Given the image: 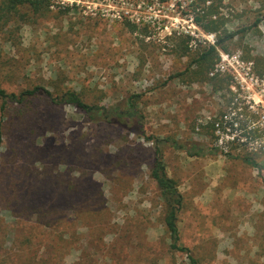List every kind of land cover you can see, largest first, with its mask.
Returning a JSON list of instances; mask_svg holds the SVG:
<instances>
[{"label":"rangeland","instance_id":"374dc122","mask_svg":"<svg viewBox=\"0 0 264 264\" xmlns=\"http://www.w3.org/2000/svg\"><path fill=\"white\" fill-rule=\"evenodd\" d=\"M50 1L51 12L12 38L0 31V85L10 92L33 85L74 89L107 106L143 95L148 135L219 153L192 158L165 148L168 174L185 201L182 242L203 264H264V23L223 43L186 15L190 0ZM219 1L229 31L264 17V0ZM214 45L218 58L212 56L210 70L192 68L197 51ZM41 112L53 130L37 125L32 136L5 133L0 264H19L20 246L10 243L38 235L42 226L31 209L55 198L56 182L71 192L77 187L80 204L90 196L85 192L98 191L113 223L109 236L80 224L82 251L66 264H187L185 255L167 253L162 203L149 177L153 146L126 130L95 126L73 108ZM221 152L250 154L261 168ZM38 243L23 255L40 249L46 258Z\"/></svg>","mask_w":264,"mask_h":264},{"label":"trees","instance_id":"16d2710c","mask_svg":"<svg viewBox=\"0 0 264 264\" xmlns=\"http://www.w3.org/2000/svg\"><path fill=\"white\" fill-rule=\"evenodd\" d=\"M161 4L170 3L173 0H157ZM155 1H153L154 3ZM186 15H193L194 23L208 35H219L221 42H228L237 37L258 29L264 23V17L258 18L248 27L235 31L224 29L225 16L222 13L224 5L219 0H190ZM151 3V4H153ZM122 5V3H115ZM180 8L181 2L177 3ZM50 0H0V31L8 30L11 33L10 38L16 35L22 25L35 22L39 17L51 12ZM69 11V9L67 10ZM132 32L138 30L137 25H131ZM147 29V28H144ZM210 46L208 50L197 51V59L192 63V68L197 71L210 70V59L218 58L217 47ZM190 48L187 45L181 50L186 55ZM3 65V63L1 62ZM0 64V66H1ZM1 69V67H0ZM195 70V71H196ZM174 76L165 83L173 81ZM84 94L74 89H62L54 87L49 89L44 85H33L29 88L18 89L10 92L0 85V156L5 140V133L11 135H29L36 133V126L41 125L46 131L53 126L52 121L41 120V109L45 108L50 113L62 111L66 108H73L95 126L117 127L138 135L146 143L153 146L152 157L153 165L149 172L150 179L155 183L156 191L162 203L161 226L165 232V245L167 253L183 254L187 258V264H203V260L195 253L193 249L188 248L182 241L180 230V216L184 209V196L180 191L178 182L169 176L166 163L165 148L184 151L189 157L205 158L214 157L219 153L216 149H207L197 144L183 143L173 137L162 138L160 136L148 135L145 127V114L140 110L139 103L143 95H132L115 105H103L88 101ZM216 123L212 124V127ZM259 138V137H258ZM223 156L243 162L244 164L260 169V164L250 155H233L221 152ZM57 193L51 202L38 204L34 209H30L37 214L38 222L41 224V231L37 236L29 237L13 243L20 246L21 252L18 254L19 264H66V259L82 251V237L80 224L82 227L91 230L92 225L99 228L98 234L109 236L113 229V223L106 208V201L100 197L98 191L93 189L91 192H85L90 195L85 202L81 204L75 199L78 188L62 187L60 182H56ZM71 195L73 198L67 197ZM75 199V200H73ZM73 211V215L67 213ZM90 234V245L94 246ZM116 236H121L119 235ZM115 236V237H116ZM35 240L39 241L43 247L41 257L39 251L35 250L34 257H26L23 254H29ZM92 240V241H91ZM33 260V262H32ZM7 259H2L5 264ZM74 264H82L77 261Z\"/></svg>","mask_w":264,"mask_h":264}]
</instances>
